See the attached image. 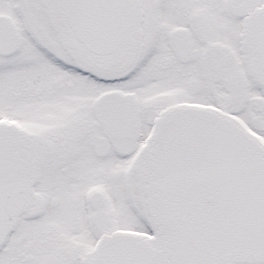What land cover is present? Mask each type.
I'll use <instances>...</instances> for the list:
<instances>
[{"label":"snow or ice","instance_id":"6c2138e0","mask_svg":"<svg viewBox=\"0 0 264 264\" xmlns=\"http://www.w3.org/2000/svg\"><path fill=\"white\" fill-rule=\"evenodd\" d=\"M0 264H264V0H0Z\"/></svg>","mask_w":264,"mask_h":264}]
</instances>
